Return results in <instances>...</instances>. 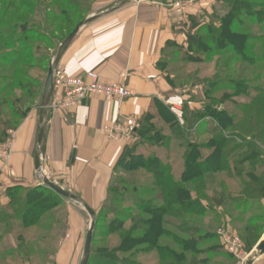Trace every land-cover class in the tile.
Instances as JSON below:
<instances>
[{"label": "rangeland", "instance_id": "obj_1", "mask_svg": "<svg viewBox=\"0 0 264 264\" xmlns=\"http://www.w3.org/2000/svg\"><path fill=\"white\" fill-rule=\"evenodd\" d=\"M6 1L8 2L9 0ZM28 1L32 4L31 10L33 11V14L27 19L28 23L19 22L17 17H13L14 19L9 18L0 24V103H3L0 106V137L5 138V140L12 133L16 136V130L32 112H41V98L48 75V68L55 58L59 46L64 41V36L68 35L78 21L87 19L92 9L96 8V6L100 5L104 10L106 9L104 7L111 1L112 4H109L110 6L117 5L119 0ZM151 1L164 5L171 2L170 0ZM186 1L172 0L177 6L179 13L186 10L188 5ZM196 1L199 3L204 0ZM0 2L2 3L3 0H0ZM1 3L0 13L3 11V4ZM13 3L15 7L14 13L18 17L24 16V13L26 15L27 10L23 7L22 0H13ZM56 3L59 7H56ZM66 5H71V9H67ZM214 6V9L212 7L210 11H206L205 15L201 16L200 19L203 20L204 24L195 31L196 35L205 41L208 40L207 27L217 22L215 21V15L222 16L226 10L220 0H217ZM61 9L72 16L69 24L63 18L58 21L53 20ZM103 10L99 13L103 14L105 12ZM99 13H96V15ZM256 24V21L251 20L245 25L247 27L245 33L251 37L249 50L252 58L249 57V60H253V65L238 60L227 51L226 54L219 57L215 53L212 55L209 53L204 54L196 49L189 51L193 55L188 58L195 57L194 60L196 59L194 64H189V62L183 60L187 54L184 46H180L175 42L168 45L164 53L166 62L164 73L167 78L170 77L175 80V87L189 92L191 98L197 103L201 102L199 98L204 93L206 82L214 83L216 81L220 84L221 87L219 86L218 91L211 98L218 101L225 94H231L230 92H232L235 85L248 84L246 95L242 96V99H237L236 102L245 106V122L248 120L251 125H247L245 122L242 125L245 124L249 134L238 136L239 139H236L229 146V150L246 144L252 148V150L250 149L251 152L257 148L261 153L258 161L254 159L255 156L253 154L245 158L244 154L247 149L238 152L239 154L234 153L236 158L234 157L230 162L231 172L221 171L217 174H207L203 177L205 178L204 182L191 183L192 192L190 197L192 200L200 201L201 205L206 209L205 215H199L185 209L163 217L165 223H171L169 225L165 224L164 228L171 233L174 232V235L171 234L169 238L165 236L160 242L166 248L172 247L176 249L177 255L182 253V249L180 248L179 250L177 248L174 238L176 240H189L188 235L177 230L178 226L188 223L190 226L200 228L203 231L204 237L199 239L202 244H199L196 249L197 257H193V252H186L185 257L179 260L178 258L173 260L172 257L167 258V256L162 259L156 251L148 249L151 247L145 244L136 247L131 253L127 254V258L130 261H138L143 264H194L196 262L194 258H197L198 264H246L249 258L256 253V242L262 233L263 219L261 218V212H258L260 209L259 202L263 197L262 195H264V187H261L264 184V129L260 125L264 95H257L254 92L255 88L264 90V25L258 28ZM24 29L29 32V35H23ZM8 30H13L9 37ZM4 39L5 41L8 40V45L6 42L4 45ZM46 39L48 41H43ZM25 44H27L28 48L27 56L20 63L22 68H26V70L24 69L26 78L23 77L22 88L19 90L18 85H12L11 87L8 85L12 81L10 76L13 75L14 70L11 67L9 69L6 68L2 57L7 52L6 46L10 50H20ZM255 78H257V81H254ZM231 84L234 85L233 88ZM196 87L199 88L197 89L198 93H193ZM186 100H188L187 97L180 99L179 105H177L180 111L178 115L162 108L161 114L165 121L160 119L141 127V129L149 127L161 133L162 140H164L163 147L158 142L156 144L154 141H147L142 137H138L137 141L134 142L136 152L145 156L144 158L149 164L148 168L154 174L150 173L151 171L143 170L140 166L144 165V163L138 159L133 161L132 164L125 163L116 171L115 182L117 183L115 189L119 188L121 190L123 189V184L133 183L138 186L137 189L134 188V185H132V188L128 186L130 194H136L133 197L139 198L138 200L141 202L152 204L159 208L163 207V203L155 198L157 193L147 195V185L152 186L156 182L157 176L161 181L160 170L163 168L171 176H174V182L179 183L180 172L184 168V156L187 152V145L194 143L195 146L204 147L213 138L208 133L205 122H201L191 131L181 128V122L178 120L181 119L183 113L186 112V107L189 106L186 104ZM207 101L210 102L209 99ZM230 102L235 101L233 99L232 101L225 100L219 107L226 109L229 113H234V105ZM233 130L234 132H231L233 135L237 136V134L241 133L236 127ZM261 133L263 134L262 137H260ZM250 151L248 150V152ZM234 164H236V167H234ZM238 167L243 171L240 178L234 172L235 168ZM249 183L250 185H248ZM243 184H246V187L244 186L243 188ZM180 185L186 186L184 183H180ZM142 186L145 187L142 188ZM255 187V191L252 192ZM244 191H249L250 196L245 194L244 198H238V194L241 192L244 194ZM219 200L224 202L221 207L216 203ZM53 202L56 207L45 213L36 227H32L29 230H23L18 221L13 223L10 221L8 223L6 220L0 221V251H2L0 252V264H81L85 239L91 226V217L82 204L73 200L61 198L53 200ZM69 206L73 207L75 211L78 210L75 212L77 215L81 214L79 216L80 220L77 221L83 228L82 234H80V240L83 241V244L79 252H77L78 248L74 246L68 247L72 240V225L68 217L72 209ZM102 207L103 205L99 210L95 211L96 216L100 213ZM4 209L5 214L12 213L11 206H7ZM132 213L133 222L126 224L127 231L138 221L148 219L151 216L136 209ZM100 222L97 223L95 229L97 235L93 241V249L99 251L112 250L119 246L121 244V233H113L109 226V221L104 220V218ZM259 222L261 223L259 224ZM246 226L256 228V232L252 231V228L248 230ZM145 230L143 227L137 229L134 233L135 237H143ZM248 234H250L251 239L246 237ZM230 241L233 244L235 243L233 252L231 250L233 245H230Z\"/></svg>", "mask_w": 264, "mask_h": 264}, {"label": "crops", "instance_id": "obj_2", "mask_svg": "<svg viewBox=\"0 0 264 264\" xmlns=\"http://www.w3.org/2000/svg\"><path fill=\"white\" fill-rule=\"evenodd\" d=\"M170 1L164 5L151 0H129L108 12L112 1L104 10L96 6L87 17L97 16L96 19L80 29L58 66L75 77L96 71L102 82L124 84L134 93L122 104L92 95L80 107L48 110L42 170L50 181L79 197L94 212L106 202L119 158L126 147L137 141V132L148 114L154 116V123L161 119L162 107H170L178 115L180 111L176 108L181 98L187 97L186 104L192 111L201 109L204 103L201 95V102L197 103L189 92L168 81L164 73V53L173 42L186 47V35L193 20L202 26L201 16L212 7L214 9L217 0L199 3L187 0L186 10L181 13ZM102 10L105 12L100 14ZM197 89L193 93H198ZM40 114V111L32 112L20 124L10 162L7 166L0 163V207L8 204L7 190L10 188H34L42 183L35 168ZM133 122L140 126L134 135L121 141L109 137L108 131L115 124L127 129ZM259 205L258 212L263 219L257 245L264 241V196ZM69 208L72 209L68 216L72 240L68 247L74 246L79 252L83 228L77 221L81 214ZM253 264H264V255Z\"/></svg>", "mask_w": 264, "mask_h": 264}, {"label": "trees", "instance_id": "obj_3", "mask_svg": "<svg viewBox=\"0 0 264 264\" xmlns=\"http://www.w3.org/2000/svg\"><path fill=\"white\" fill-rule=\"evenodd\" d=\"M220 2L223 3V8L226 10L222 16L215 15V21H217L216 24L214 22V24H211L207 27L208 40L205 41L203 38H199L196 35L195 31L201 26L199 22L193 20V24L186 35L187 46H184V48L187 50V54L185 57L183 56V60L185 62H189V64L195 63V57H191L192 59L188 58L190 55H193L192 52H189L192 49H196L198 52L204 54L209 53L212 55L215 53V55L219 57L223 54H226L227 51L234 55L238 60L248 62L250 65H253V60H249V57L252 58L249 50L251 37L249 34L245 33L247 30L245 25L247 22H251V20L256 21L258 28H261L264 25V0H220ZM1 4H3V11L0 13V24L9 18L12 19L13 17H17L19 22L23 21V23H28V17L33 14V11L31 10L32 4H30L28 0H22L23 7L27 10V13L26 15L24 13V16L21 17H18V15L14 13L15 7L13 0H9L8 2L3 0ZM55 5L56 7H59L57 3ZM66 6L67 9H71L70 7H72L71 5ZM58 12L59 14L53 18L54 21H58L63 18L66 19L67 24L71 22L72 16L67 14V11H63L61 9V11ZM83 20L84 19L78 21L74 25L73 29L70 30L68 35L64 36L63 40H65L75 29V27ZM12 31L13 30H8V37L10 34H12ZM23 35H29V32L24 29ZM43 41H48V39ZM5 42L7 45L9 44L8 40L5 41L4 39V45ZM5 49H7V52H5L4 56L2 57L3 64L6 66V68L9 69L11 67L14 70L13 75L10 76L12 81H10L8 85H10V87L12 85H18V89L20 90L23 83L22 79L23 77L26 78V73L24 74V69L26 70V68H22L20 62L27 56V44H25L20 50H10L7 46ZM167 79L171 84L174 85V79H171L170 77ZM254 81H257V78H255ZM205 84L206 88H204V93L202 95L205 102L202 105V110L199 109L191 111L190 107L188 106L186 107V112L183 113V116L178 121L182 123H180L181 128L189 129V131H191L201 122H205L206 127L208 128V133L213 138L209 140V142L204 147L197 145L195 146L194 143H189L187 145V152L184 156V168L180 172L179 183L174 182V176H171V174H169L165 168H163L160 170L161 181L157 176L156 182L152 186L147 185V195H150L151 193H157L155 198L163 203V207L161 208L153 206L152 204L141 202L138 200L139 198L133 197V195L136 194H130L129 188H132V185H134L133 183L123 184V189L121 190H119V188L115 189V185L117 183L115 182V175L116 171L121 165L125 163L132 164L133 161L138 159L140 162L144 163V165L140 166L143 170L147 172L151 171L148 168L149 164L146 162L144 158L145 156L139 152H136L134 144L124 149V152L119 158V161L115 167V174L108 189L107 200L103 204L100 213L96 216L95 224L96 229L97 223H101L100 221L102 218L109 221L108 223L111 231L113 233H121V244L112 250H94L93 241L97 235L94 229V236L91 246V257L88 264H143L138 261H130L127 258V254L131 253L136 247L145 244L151 247L148 249L156 251L159 257L162 259L167 256V258L172 257L173 260H176V258L179 260L180 258L185 257L184 255L186 252H193V257H197L198 253L196 249L198 248L199 244H202V241L199 239L204 237L203 231L200 230V228L190 226L188 223L178 226L177 230L188 235L189 240H176L174 238V241L178 246L177 248L179 250L180 248L182 249V253L177 255L176 249L172 247L166 248L163 246L162 242H160L165 236H168L169 238L171 237V234L174 235V232L171 233L164 228L165 224L169 225L171 223H165L163 217L185 209L199 215H205L206 209L201 205L200 201L192 200L190 197L192 192L190 186L191 183L198 181L204 182L205 178L203 177L207 174H217L221 171L228 173L231 172L230 162L232 159H234V157L236 158L234 153L239 154L238 152H242L243 150L247 149V152L244 154L245 158L246 156L250 157L253 154V156H255L254 159H257V161L260 156L259 154L261 153V151L257 148L253 149V152H251L250 149L252 150V148L246 144H243L239 148L229 150V146L234 143L236 139H239L238 136L241 137L245 136V134H249L245 124L251 125V123H249L248 120L245 122V106H243V104H237L238 102H236L237 99H242V96L246 95L248 84L241 83L239 85H235L236 88H233L234 85L231 84L233 88L232 92H230L231 94H225V96L220 101L217 99H211L213 94L218 91L220 84L216 81L214 83L206 82ZM254 92L257 95H264L263 89L255 88ZM208 99L210 102L207 101ZM232 99L235 101L230 102L234 105V113H229L226 109L219 107V105H222V102L225 100L232 101ZM2 104L3 103H0V106ZM162 108L164 109V107ZM165 109L171 111L170 107H165ZM161 110L159 118L165 121V119L162 117ZM173 113L177 114L175 111H173L172 114ZM154 119L155 118L153 115L148 114L142 123V127L145 124L147 125V123H152ZM243 122H245L244 125H242ZM260 125L264 129V104L260 115ZM235 127L241 131V133L237 134V136L231 133L234 132L233 128ZM137 133L138 137H142L147 141H154L156 144L160 143L161 147L164 145V140H162L161 133L156 132V130H152V128H140V131ZM263 134L261 133L260 137H262ZM3 141H5V138L0 137V142ZM248 150L250 152H248ZM254 151L256 155L254 154ZM234 167H236V164H234ZM234 172L238 178H240L243 173L242 169H239V167L235 168ZM150 173H153V171ZM180 183H184L186 186H181ZM250 183L248 185H250ZM145 186H142V188ZM244 186L246 187V184H243V188ZM137 187V185H134L135 189H137ZM261 187H263V185ZM255 189L256 187L253 188L252 192H254ZM245 194L250 196L249 191H244V194L242 192L238 194V198H244ZM10 195H12L11 198H9ZM7 198L8 204L6 206L0 207V221L3 222L6 220L8 223L18 221L20 223V227L23 230H29L32 227H36V225L44 217L45 213L56 207L54 206L53 200L61 199L63 197L59 196L50 188L40 185L34 188H10L7 190ZM216 203L219 207L224 205L222 200H219ZM7 206L12 207L11 214L4 213V208H7ZM134 209L148 213L151 216L148 219L138 221L127 231L126 224L133 222L132 212ZM8 225L10 226V224ZM140 227L146 229L144 231V235L143 237H135L134 233L137 229H140ZM246 227L248 230L252 228L250 226ZM251 230L256 232V228H252ZM246 237L251 239L250 234H248ZM194 259L196 260L194 264H198L199 262L197 258Z\"/></svg>", "mask_w": 264, "mask_h": 264}, {"label": "built area", "instance_id": "obj_4", "mask_svg": "<svg viewBox=\"0 0 264 264\" xmlns=\"http://www.w3.org/2000/svg\"><path fill=\"white\" fill-rule=\"evenodd\" d=\"M53 84L54 92L49 109L57 111L80 107L92 95L103 96L119 104H122L126 99L134 95L124 84L109 85L102 82L99 73L96 71L88 72L84 76L75 77L67 75L63 70L58 68L54 72ZM139 127L135 122L127 129H124L120 124H115L108 131V134L111 139L121 141L125 137L134 135ZM14 140L15 134L12 133L5 141L0 142V163L4 164V166H7L12 158ZM230 243V245H233L231 249L233 252L235 243L233 244L231 241Z\"/></svg>", "mask_w": 264, "mask_h": 264}, {"label": "water", "instance_id": "obj_5", "mask_svg": "<svg viewBox=\"0 0 264 264\" xmlns=\"http://www.w3.org/2000/svg\"><path fill=\"white\" fill-rule=\"evenodd\" d=\"M129 0H119L117 5L109 7L106 12L116 8L117 6L124 5L126 2ZM97 16H93L91 18H87L83 21H81L75 29L69 34V36L61 43L59 46L57 53L55 55V58L53 61L50 63L49 68H48V75L47 79L44 85L43 89V94L41 98V114H40V130L38 132V145L39 149L35 157V168L38 173V176L41 179V185H44L54 192H56L59 196L63 198H67L70 200H73L77 203H82L81 199L70 192L66 191L56 183L50 181L44 174L41 166V161L42 158L45 156V151H46V141H45V131H46V125L48 121V110L50 108V103L51 99L53 96L54 92V84H53V77H54V72L58 69V66L60 64V61L69 48L71 42L73 39L76 37L80 29L92 22L94 19H96ZM83 204V203H82ZM84 208L87 210L91 217V226L90 229L87 233L86 240H85V246H84V252H83V260L81 264H88L90 261L91 257V246H92V241H93V233L95 229V224H96V214L93 210H91L87 205L83 204ZM256 253L249 258V260L246 262V264H253L255 260H257L260 256L264 255V241L260 242L256 248H255Z\"/></svg>", "mask_w": 264, "mask_h": 264}]
</instances>
